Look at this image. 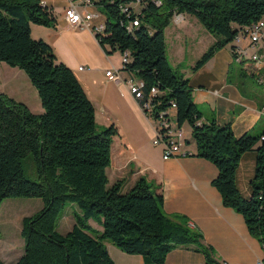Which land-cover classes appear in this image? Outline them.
I'll return each instance as SVG.
<instances>
[{
  "label": "trees",
  "instance_id": "1",
  "mask_svg": "<svg viewBox=\"0 0 264 264\" xmlns=\"http://www.w3.org/2000/svg\"><path fill=\"white\" fill-rule=\"evenodd\" d=\"M135 1H96L105 17V33L97 34V40L108 55L130 53L124 70L143 81L146 94L153 87L159 91L153 101L156 112L176 104V122L192 128L196 156L218 169L212 184L223 205L243 216L250 234L264 247V131L236 138L230 126L201 123L190 81L169 64L165 39L175 16L196 18L216 38L193 67L198 71L229 45L234 53L240 33L264 18V0H142L125 13L122 8ZM33 24L52 28L57 18L40 0H0V62L27 75L44 110L33 114L24 103L0 94V207L16 198L43 202L39 212L22 220L24 253L16 264H115L105 241L125 254L141 256L146 264H165L178 248L194 249L215 264V252L205 245L202 233L185 217L167 215L163 196L145 178L127 192L122 181L110 183L118 128H99L83 86L47 42L33 39ZM251 150L256 151V170L252 195L245 198L237 186V170ZM28 158L39 181L26 176ZM69 204L80 212L63 235L58 222ZM91 220L102 226L101 233L91 227Z\"/></svg>",
  "mask_w": 264,
  "mask_h": 264
},
{
  "label": "crops",
  "instance_id": "2",
  "mask_svg": "<svg viewBox=\"0 0 264 264\" xmlns=\"http://www.w3.org/2000/svg\"><path fill=\"white\" fill-rule=\"evenodd\" d=\"M40 1L53 10L57 25L48 28L33 24V39L47 42L58 60L72 70L95 106L97 122L100 115L104 125L114 124L118 128L108 169L110 183L122 181L123 191L127 192L140 178H145L154 186L155 194L163 196L167 215L185 217L192 228L202 233L205 245L215 252V264H264V247L250 234L243 216L223 205L220 193L212 184L218 176L217 167L196 156L198 150L190 125L183 128L192 156L166 161L162 155L152 161L145 151L141 152L145 143H153L154 124L126 83L119 85L106 77L109 70L123 69L122 55H116L118 52L108 55L91 30L67 22L68 0ZM165 39L169 64L190 81L201 123L230 126L236 138L246 134L258 136L264 131V94H257L243 81L234 79V65L238 62L232 45L219 50L201 69L193 71L216 38L196 18L182 15L173 18L165 30ZM242 42L246 45V41ZM240 65L253 71L252 66ZM26 100L24 96L17 102L24 103L33 114L44 112L41 102L32 110ZM255 170L256 151L251 150L243 155L237 170V186L245 198L252 195ZM24 218H13L8 226L17 224L16 233L21 235ZM89 223L99 233L103 231L101 225H94L92 220ZM5 241L0 235V260L16 264L24 253V243L18 241L15 245ZM105 246L115 264H146L141 256L125 254L109 241H105ZM165 264L208 263L202 253L178 248L168 255Z\"/></svg>",
  "mask_w": 264,
  "mask_h": 264
},
{
  "label": "built area",
  "instance_id": "3",
  "mask_svg": "<svg viewBox=\"0 0 264 264\" xmlns=\"http://www.w3.org/2000/svg\"><path fill=\"white\" fill-rule=\"evenodd\" d=\"M68 7L65 9V18L73 27L91 30L95 35H104L105 30H100V22L105 21L96 6V0H68ZM142 0H136L129 5L123 7V11L127 13L131 8L140 6ZM43 6H47L46 2L41 1ZM157 6L161 5L160 1L156 2ZM182 15L176 16L180 18ZM139 25V21L137 20ZM248 42V47L253 51L252 55H248L247 47L241 48L240 42ZM236 49L234 50L235 60L239 64L246 61L251 63L252 69L256 75H261L264 71V18L257 23L248 26L243 30L236 40ZM130 60V53L126 52L122 55V70H109L106 77L109 81L119 85L126 83L130 93L139 103L144 113L151 119L154 124L155 135L153 144L162 149L164 160L185 158L192 156V152L188 149V138L184 128L179 127L176 122L175 112L176 104L172 103L170 109L156 112V105L153 104L154 98L159 91L153 87L148 94L145 93V84L134 74L124 70L125 65ZM79 70H83L82 67ZM264 84V78L259 79Z\"/></svg>",
  "mask_w": 264,
  "mask_h": 264
},
{
  "label": "rangeland",
  "instance_id": "4",
  "mask_svg": "<svg viewBox=\"0 0 264 264\" xmlns=\"http://www.w3.org/2000/svg\"><path fill=\"white\" fill-rule=\"evenodd\" d=\"M98 11L100 12V10ZM239 44L241 48L247 47L246 50L248 55L253 54V51L248 47V42H246V45L243 44V42H240ZM116 55L120 56L121 53L118 52ZM187 56L190 58V53L187 54ZM243 65H246L249 68L251 67V63L248 61H246ZM243 71H245L244 76L241 75ZM233 77L238 82L246 83L247 86L252 88L255 93L261 95L264 94V84L259 82V79L262 80L264 78V71L261 72V75H256L254 71L244 70L242 66L237 63L234 65ZM0 94H6L14 98L16 101L22 100L25 96V98H27L26 102L29 104L32 110H35L36 106L39 105L38 103H40L37 90L31 84L27 75L22 70L18 68H12L11 66L2 62H0ZM14 94H17V96ZM98 125L99 128L107 127L103 124V120L100 115L98 116ZM143 151L147 153L152 161L158 159L159 156H162V149L155 146L151 141L147 144L145 143V146L141 152ZM24 168L27 178L30 180L39 181L36 166L33 164L31 159L28 158L25 160ZM42 208L43 202L41 199L16 198L6 200L0 211V235L5 237L6 244L12 243L17 245L18 241H20L22 244L24 243L20 233H16V231L18 232L17 224L13 225L10 223L8 226V221L13 220V218L32 216L39 212ZM79 212L80 210L77 205L69 204L67 206L58 222V231L61 234L64 235L70 231V225L73 226L75 224L74 216ZM93 224L96 226L99 225L95 221H93Z\"/></svg>",
  "mask_w": 264,
  "mask_h": 264
},
{
  "label": "bare ground",
  "instance_id": "5",
  "mask_svg": "<svg viewBox=\"0 0 264 264\" xmlns=\"http://www.w3.org/2000/svg\"><path fill=\"white\" fill-rule=\"evenodd\" d=\"M138 24L137 23H134V27H136ZM105 28V24H104V21L100 22V30H104Z\"/></svg>",
  "mask_w": 264,
  "mask_h": 264
}]
</instances>
